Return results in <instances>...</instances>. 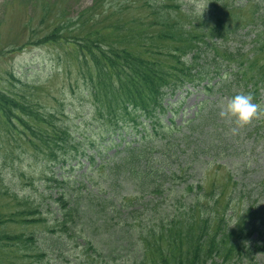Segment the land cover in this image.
Listing matches in <instances>:
<instances>
[{"label": "trees", "instance_id": "trees-1", "mask_svg": "<svg viewBox=\"0 0 264 264\" xmlns=\"http://www.w3.org/2000/svg\"><path fill=\"white\" fill-rule=\"evenodd\" d=\"M62 1L43 3V20ZM245 1L228 8L229 0H208L201 18H190L181 0H140L145 17H123L132 10L123 6L137 2L129 0L122 6L95 0L71 18L61 12L34 44L63 48L68 75L84 87L86 115L72 117L62 112L66 108L42 103L45 80L0 70V152L12 143L64 173L42 179V188L56 190L51 221L43 211L46 195L21 198L0 178V264H264V217L249 200L237 212L242 187L225 204L221 194L203 191L206 172L218 159L211 147L221 133L220 111H201L197 123L176 128L179 109L173 113L166 100L191 85L207 94L225 91L229 98L243 92L261 102L264 0ZM244 11L251 15L245 38L228 46L243 34L237 16ZM183 18L187 24H180ZM247 39L253 44L246 51L240 45ZM107 143L122 149L108 156ZM85 163L87 171L72 184L70 173ZM196 170L201 178L190 181Z\"/></svg>", "mask_w": 264, "mask_h": 264}, {"label": "rangeland", "instance_id": "rangeland-1", "mask_svg": "<svg viewBox=\"0 0 264 264\" xmlns=\"http://www.w3.org/2000/svg\"><path fill=\"white\" fill-rule=\"evenodd\" d=\"M45 1L47 0H0V53L3 54V57L0 58V70L11 68L14 71L16 70L23 79L29 78L36 80L40 78L41 81L45 80L41 93H39V99L42 103H45L48 108L54 110L60 109L62 111L66 108L62 112L73 114L72 117H75V114L86 115L88 112V101L82 98L83 92H85L84 87L81 83H76L75 76L68 75L63 48L50 44L38 46L34 42L36 43V40L43 32H46V35L52 30L53 23L56 21L55 17L61 12L64 11L66 17H76L95 6V0H64L62 4H57L54 7L49 17L43 20L42 9L40 7ZM125 1L114 0V5L122 6L125 4ZM129 1L137 2L132 7L123 6L125 10L132 9L126 11L123 17L147 16L148 13L142 9L140 0ZM160 1L168 3V0ZM238 2L239 5L243 4L241 1ZM181 3L182 10L190 18H192V13H194L195 17L201 18L202 14L208 8L206 4L207 0H181ZM98 5H96V8ZM114 14L116 13L114 12ZM86 17H89V15H86ZM240 18L243 20L248 19V12L241 13ZM180 24H187L184 18L180 20ZM249 38L252 40L253 35ZM246 43L250 46L253 42L247 39ZM24 44L27 46L23 48ZM229 46L234 45L229 44ZM15 48L18 50L11 54L8 53L9 50ZM199 63L200 65L202 64L201 62ZM71 87H74V89ZM190 91L191 93L189 95L185 91L172 98H167L168 103L174 105L175 108L181 106V111L176 114L175 118L176 128L192 120L199 109V105L206 99L212 101L211 103L219 109L228 101V99H225L223 105L219 104V102L221 103L222 97L226 94L225 92L222 96L215 93L210 97L199 90L190 89ZM181 96L184 99L181 102L182 105L177 103ZM58 101L63 102V105L59 106ZM213 105L208 109H204L203 114L207 113L211 108H215ZM170 116L171 114L169 113L165 117V124H167ZM218 116L219 119L222 118L220 120L221 133L216 135L217 141L214 142V147H211L215 148V150L211 149L213 151L212 154L218 159L206 172L203 191H205L206 195H212L214 192L221 194L222 198H224L222 204H225L229 197L238 195L237 188L242 187L241 194L239 195L243 196L241 201L236 205L237 212L243 209V203L249 200L252 202L249 205L252 204V207L257 206L260 209V217L263 218L264 131H254L252 122L241 128L231 119L221 117L220 112ZM196 136L192 139H195ZM201 141L205 142L207 138L202 136ZM198 143L201 144L199 141ZM1 146L3 149L0 152V178L3 179L2 177H4L6 183L21 198L30 195H46L47 201L44 202L43 211L47 219L51 221L52 217L50 213L54 209H52L50 197H55L56 190L49 191L42 188V179H46V176L51 175L60 178L64 173L58 171V169H51L34 161V159L14 147L12 143H4ZM117 150V148H111L105 150V153L107 152L108 156H113ZM14 152L16 157L11 159L9 155ZM5 156L8 158L7 164H4L6 162L5 160L2 162ZM85 171H87L86 163L83 168H77L73 174L70 173L71 183L74 184L78 181L79 175ZM92 173V169H90L88 175L91 176L93 175ZM196 173L197 170L188 174L192 178L190 181L201 178ZM243 185L245 186V190ZM235 190L236 193L234 194ZM150 199L152 198L147 197L145 201ZM1 200L7 203L6 197ZM145 217L146 214H144L143 218ZM118 221L119 219L116 218L111 224L115 225ZM61 262L59 261V264H62Z\"/></svg>", "mask_w": 264, "mask_h": 264}, {"label": "clouds", "instance_id": "clouds-1", "mask_svg": "<svg viewBox=\"0 0 264 264\" xmlns=\"http://www.w3.org/2000/svg\"><path fill=\"white\" fill-rule=\"evenodd\" d=\"M261 113H264V107L255 103L251 94L241 92L228 99L221 108L220 116L231 119L242 128L249 125Z\"/></svg>", "mask_w": 264, "mask_h": 264}]
</instances>
